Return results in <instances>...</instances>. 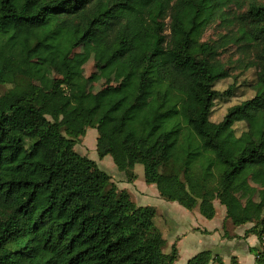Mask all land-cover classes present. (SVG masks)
Returning <instances> with one entry per match:
<instances>
[{
    "label": "trees",
    "instance_id": "obj_1",
    "mask_svg": "<svg viewBox=\"0 0 264 264\" xmlns=\"http://www.w3.org/2000/svg\"><path fill=\"white\" fill-rule=\"evenodd\" d=\"M217 20L232 30L203 42ZM95 39L127 72L91 93L72 55ZM229 44L253 55L254 96L215 123L217 101L232 94L215 89L231 76L218 59ZM36 61L62 64L65 78L36 90ZM88 129L100 159L130 180L143 165L164 200L208 220L217 200L235 226L252 223L257 203L232 192L254 171L264 177V0H0V264L179 259L176 244L163 251L156 208L115 194L111 176L75 151ZM248 233L263 240L264 217ZM213 260L206 250L187 264Z\"/></svg>",
    "mask_w": 264,
    "mask_h": 264
},
{
    "label": "rangeland",
    "instance_id": "obj_2",
    "mask_svg": "<svg viewBox=\"0 0 264 264\" xmlns=\"http://www.w3.org/2000/svg\"><path fill=\"white\" fill-rule=\"evenodd\" d=\"M236 29V28H234ZM232 27L223 25L221 20L214 22L205 32L202 37L203 42L219 41L221 38L228 34ZM99 39H95L89 44H84L78 47L73 52V59L79 64L80 73L87 79V89L91 93H97L107 86L117 85L123 79L127 72V66L123 62H114L110 59L109 53L105 50L97 49ZM218 57L219 61L226 67L230 73V78L219 81L215 89L220 93H224L232 89L231 96L217 101L216 107L212 115V121L218 123L222 120L228 109L234 105L240 104L254 96L252 85L255 83V69L247 70L245 64L253 59V55L243 51L238 45L229 44ZM40 69V78L34 82V88L38 91H50L54 82L59 79H64L66 70L60 63L49 65L43 61H36ZM9 87H3L1 91L4 93ZM237 135L239 136L244 131L245 126L242 123L236 125ZM97 138L98 132L95 129H88L86 135L78 142L75 151L82 156H86L94 160L97 165L111 176L113 182L114 193L118 194L121 191H128L132 201L137 206L154 207L157 210V217L155 219L156 227L162 232L167 241L163 251L165 254H172V246L176 243L175 227L168 222V219L188 222L194 225H202L208 227V219L202 215L197 214L191 216V213L196 215L198 210H187L176 202H168L160 197L155 185H149L145 182L144 167L143 165H136L133 173L134 180H130L125 173L120 172L115 166L111 157L100 159L97 153ZM233 195L239 199L243 204L249 201L257 203V213L253 218V222L237 230L241 232L239 236L233 227L226 228L225 233L230 239H235V243L239 245L238 241L250 237L252 234L248 231L254 227L264 217V177L259 171H254L249 178L233 192ZM214 206L217 208L215 222L210 226H217L221 223L222 213L226 214V209L219 201H214ZM170 219V220H171ZM234 225V224H233ZM181 232L178 233L180 235ZM189 239L196 238L190 235ZM252 237V244L259 252L264 253V246L262 240L257 236ZM254 241V242H253ZM245 243V242H244ZM243 247H245L243 245ZM250 247L246 248L248 256L257 261L256 251L250 252ZM184 257V256H183ZM180 259L176 264H184V260ZM232 264H234L232 262Z\"/></svg>",
    "mask_w": 264,
    "mask_h": 264
},
{
    "label": "crops",
    "instance_id": "obj_3",
    "mask_svg": "<svg viewBox=\"0 0 264 264\" xmlns=\"http://www.w3.org/2000/svg\"><path fill=\"white\" fill-rule=\"evenodd\" d=\"M215 209L217 211L216 207ZM191 214V216H195L196 218L197 214L200 213L196 211V215H194V213ZM215 217L212 220H208V227H204L198 224L194 225L178 220H172L171 218V220L168 219V222H170V224L171 222L175 224L172 227H175L177 233L175 234V238L177 239L176 246L179 254V259L175 262V264L184 257H186V259L184 260V264H187L192 257L206 250L213 253V264H232L233 258L236 259V262L238 264H256V261L251 259L246 253V248H254L251 237L253 235L246 238L245 241H238L239 245H237L235 243V239L228 238L225 230L231 225L233 227L230 228L238 233L237 230L244 226L233 225L232 221L226 218V214L224 212L222 213L220 221L221 223H219L217 226H210L212 222H215ZM179 232H181L180 235H178ZM190 235H194L196 236V238L189 239ZM238 235L242 236L241 232H239ZM243 245L245 247H243Z\"/></svg>",
    "mask_w": 264,
    "mask_h": 264
},
{
    "label": "built area",
    "instance_id": "obj_4",
    "mask_svg": "<svg viewBox=\"0 0 264 264\" xmlns=\"http://www.w3.org/2000/svg\"><path fill=\"white\" fill-rule=\"evenodd\" d=\"M262 242H263V245H264V238H263Z\"/></svg>",
    "mask_w": 264,
    "mask_h": 264
}]
</instances>
